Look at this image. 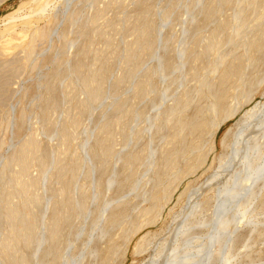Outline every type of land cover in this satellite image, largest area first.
<instances>
[{
    "label": "rangeland",
    "instance_id": "obj_1",
    "mask_svg": "<svg viewBox=\"0 0 264 264\" xmlns=\"http://www.w3.org/2000/svg\"><path fill=\"white\" fill-rule=\"evenodd\" d=\"M0 264H264V0H0Z\"/></svg>",
    "mask_w": 264,
    "mask_h": 264
}]
</instances>
